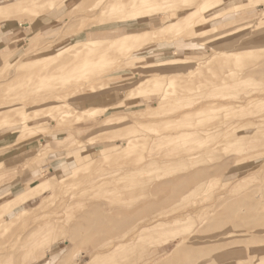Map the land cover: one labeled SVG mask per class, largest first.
I'll return each instance as SVG.
<instances>
[{"label":"rangeland","instance_id":"374dc122","mask_svg":"<svg viewBox=\"0 0 264 264\" xmlns=\"http://www.w3.org/2000/svg\"><path fill=\"white\" fill-rule=\"evenodd\" d=\"M209 1L0 0V264H264V0ZM47 220L65 238L30 244Z\"/></svg>","mask_w":264,"mask_h":264},{"label":"bare ground","instance_id":"6f19581e","mask_svg":"<svg viewBox=\"0 0 264 264\" xmlns=\"http://www.w3.org/2000/svg\"><path fill=\"white\" fill-rule=\"evenodd\" d=\"M27 1V0H26ZM65 1V0H64ZM204 1V0H203ZM211 1V0H210ZM209 1V2H210ZM215 2H213V0L210 2V4H202V3H200L201 4V6L202 5H205V6H202L201 7V10L202 11H204L205 9L207 10L209 7H211L213 4H215L216 3V0H214ZM206 2V1H205ZM213 2V3H212ZM18 3V2H17ZM82 4V3H81ZM85 4V3H84ZM112 4V3H111ZM110 4V6L108 7L109 9H111V8H113L114 6H113V4L111 5ZM140 4V2H137V1H133L132 3H131V5H130V9L128 10V12L127 13H129L128 14V16L127 17H130V18H137V17H139L142 13L139 11V10H135L137 7H138V5ZM16 5V4H15ZM6 6H11L12 7V5L10 4V5H6ZM50 6H52V4H50ZM83 6V5H82ZM105 6H107V5H105ZM105 6H104V9H106L105 8ZM3 7H0V9H2ZM13 8H15V6L13 5ZM4 10H2V11H0V17L2 18V17H4V16H6V15H8L10 12H11V9H8V8H3ZM211 11H212V13L214 12L213 10L215 9V8H209ZM223 9V8H222ZM13 10V9H12ZM220 11V10H219ZM30 12H34V13H36V15L37 14H39V12L40 11H38L37 10V7H35L34 8V6H33V9H31V11ZM103 12V11H102ZM222 12V11H221ZM146 13H148V11L146 12ZM262 13H263V15H262V18L260 19V21H259V24L260 23H264V10L262 11ZM217 14V13H216ZM126 17V13H123V15L121 16V18L120 19H122V20H124V19H126L127 18ZM129 18V19H130ZM128 19V18H127ZM205 19V18H204ZM115 29V28H114ZM114 29H112V30H114ZM206 29V28H205ZM209 29V28H208ZM213 29V28H212ZM119 30V29H118ZM211 30V29H210ZM105 31V30H104ZM103 31V32H104ZM95 32V31H94ZM213 32V31H212ZM230 32H232V31H228V32H226V33H230ZM90 32H88V37H87V39L85 40V42H87L88 44L89 43H91V44H94V43H96V42H99V41H103V42H106L108 45H107V47H109V46H114V45H119V46H122V45H124V43L128 40V34L127 33H125V35L124 36H117V37H115L114 38V40H110L111 39V34H106V35H108V36H98V35H95V34H93V33H90ZM206 33V32H205ZM208 33V32H207ZM206 33V34H207ZM217 33H219L218 31H217ZM127 34V35H126ZM133 35H135V34H133ZM227 35V34H226ZM85 36V35H84ZM221 39V38H220ZM225 40V39H224ZM218 41V40H217ZM40 50V49H39ZM120 50V49H119ZM88 52V51H87ZM76 53H78V52H74L73 54H75V56H76ZM107 58H109V57H107ZM86 61V63H90V62H92V60L91 59H85ZM88 65H82V67H80V69H79V71L82 73V71L84 72V73H86V72H89V71H86V67H87ZM45 70V69H44ZM102 71V70H101ZM113 81H109L108 83H102V84H100L101 86H108L110 83H112ZM132 86V85H131ZM94 87V86H93ZM91 88V87H90ZM108 88H110V86L108 87ZM92 89V88H91ZM94 89V88H93ZM26 96V95H25ZM28 97V96H27ZM30 97V96H29ZM25 99V98H24ZM35 101V100H34ZM44 105V104H43ZM40 108V107H39ZM36 109V108H35ZM34 109V110H35ZM24 111V112H23ZM23 113L21 114L22 115V120H25V118H26V113H27V108H25V109H23ZM39 113V111H37V110H35L34 111V113H32V116H35L36 117V115H39L38 114ZM100 129V128H99ZM98 129V130H99ZM98 130L97 131H95L93 134H95L96 132H98ZM92 136V135H91ZM91 136H90V138H91ZM89 138V137H88ZM72 157V156H71ZM70 159V158H69ZM69 165V164H68ZM66 163L65 164H63L62 165V167H59L57 170H56V178H60L61 179V177H62V175H63V172H64V170H65V168H66ZM47 191V188H46V186H43V184H38L35 188L33 187V188H29V187H27L23 192H22V199H21V201L20 202H22L21 204H22V206H24V205H26L29 201H32V200H35V199H37V198H41L44 194H45V192ZM116 192V191H115ZM118 193H120V192H118ZM118 193L116 192V194L118 195ZM121 200V199H120ZM123 200H125V199H123ZM132 200H134V199H131L130 200V202L132 201ZM183 200V199H182ZM42 205V204H41ZM19 207V206H18ZM38 207H40V205L39 206H37L36 208H38ZM73 207V205H67V207H66V209H67V213L69 214V215H71V213L70 212H68V209H71ZM15 208V207H14ZM42 209V208H41ZM12 210V209H11ZM9 212V211H8ZM25 211H23L22 213H24ZM42 215V212H40V210L35 214V216H41ZM1 217V216H0ZM200 221V220H199ZM200 223H202V221L200 222ZM164 223L163 224H159L158 226H159V228H163L164 227ZM178 224H176V227L174 228V230H168V231H166V230H160V229H158L157 227H155V228H152L151 230H149L146 234H144V236L143 237H141V238H139L138 237V241H137V243L139 242V240L140 241H142L143 242V240L146 238V237H149V238H151V237H153V235H152V233H158L159 232V235L158 236H160L161 234L162 235H164L163 236V238H162V240L160 241L161 243H160V246H166V245H168L171 241H174V240H178L179 241V243H178V246L177 247H181L182 245H183V243H185V241L187 240V241H190L189 240V238H191L192 237V235H191V237L189 236V237H187V236H185V234L184 233H186V232H190V233H192V229L194 228V222L192 221H188L187 223H185V224H182V225H179V226H177ZM191 227V229L189 230V228ZM111 232V231H110ZM162 232V233H161ZM31 235L33 236V238H34V240H32V241H30V244H33V245H36V244H38V242H41V243H43V245L44 246H52V245H55L58 241H60L61 239H63V238H65V237H63V231L62 230H58L49 220H47L46 222H44V223H42L40 226H38V228L37 229H35L33 232H31ZM112 235V234H111ZM237 245V244H236ZM235 245V246H236ZM234 246V245H233ZM139 248V247H138ZM155 248V247H154ZM235 248V247H234ZM229 249H226V250H224L223 252H218V254L219 255H221L220 256V258L222 259V263L221 264H240V260H241V258H240V254H235V252L234 251H228ZM234 250V249H233ZM174 251V250H173ZM173 251H171V252H173ZM115 252H117V251H108V254L109 255H111V257H109L108 258V262H110L109 264H117V263H115V261H114V259L117 257H115L114 258V256H113V254L115 253ZM168 253V254H166L165 256L166 257H164V258H168L169 256H171V254L172 253ZM146 254V255H145ZM70 255H71V253H68V255H66L67 257L66 258H69L70 257ZM91 255V258H90V260L88 261V262H86L85 264H95L97 261H98V259H99V256L100 255H98L97 253H92V254H90ZM224 255V256H223ZM154 256H156V254H151V255H148L147 253H146V249H141L140 251H139V249L138 250H131L130 249V252H128V253H126L125 255H122V256H120L117 260H121V262H128V260L129 261H131V263H133V264H155L154 262H155V258H157V257H155V258H153ZM146 259V261L144 262L143 260H145ZM70 260V259H69ZM142 261V262H141ZM159 261V260H158ZM158 261H156V262H158ZM141 262V263H140ZM160 263H162V262H158L157 264H160Z\"/></svg>","mask_w":264,"mask_h":264},{"label":"crops","instance_id":"0c3cea01","mask_svg":"<svg viewBox=\"0 0 264 264\" xmlns=\"http://www.w3.org/2000/svg\"><path fill=\"white\" fill-rule=\"evenodd\" d=\"M4 39H5V38H4ZM4 39H3V40H4ZM3 40H2V41H3ZM2 43H3V42H2ZM10 43H11V42H10ZM10 43H9V44H10ZM32 201H33V200H32ZM29 202H31V201H29Z\"/></svg>","mask_w":264,"mask_h":264}]
</instances>
